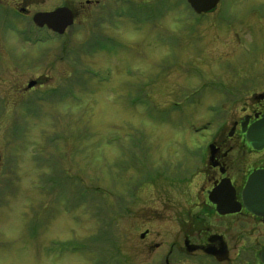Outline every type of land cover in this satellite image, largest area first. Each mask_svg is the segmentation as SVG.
Returning <instances> with one entry per match:
<instances>
[{
    "label": "rangeland",
    "instance_id": "rangeland-1",
    "mask_svg": "<svg viewBox=\"0 0 264 264\" xmlns=\"http://www.w3.org/2000/svg\"><path fill=\"white\" fill-rule=\"evenodd\" d=\"M63 1L1 3L0 264H159L203 199L194 154L264 89V0H102L38 31Z\"/></svg>",
    "mask_w": 264,
    "mask_h": 264
},
{
    "label": "flooded vegetation",
    "instance_id": "flooded-vegetation-1",
    "mask_svg": "<svg viewBox=\"0 0 264 264\" xmlns=\"http://www.w3.org/2000/svg\"><path fill=\"white\" fill-rule=\"evenodd\" d=\"M101 1L66 0L53 10L34 13L32 22L36 26L34 16L37 13L67 8L72 13L73 24L65 34L79 21L94 19L100 25L108 17V12L100 15ZM2 2L0 0V10ZM17 9L20 15L28 17L30 14L26 7ZM112 17L110 12L109 19ZM29 27L35 30L37 26ZM37 30L59 36L47 26L37 27ZM263 118L264 89L244 101L242 113L231 122L226 135L213 132L204 147L198 149L200 152L194 154L199 164L196 165L192 182L197 180L202 186L203 199L188 200L185 206L180 207L181 213L176 215L179 225L177 239L146 245L151 251L166 249L159 264H264V212L256 214L249 210L243 196L250 174L264 170V145L261 146V138L251 141L248 137L252 126ZM219 187L223 190L222 198H227L224 205L222 200L223 210L219 209L218 202L210 199V193ZM218 198L219 195H216L215 199ZM235 207L233 211L225 210ZM143 233L145 235L142 237ZM143 233L141 239L150 232L146 230Z\"/></svg>",
    "mask_w": 264,
    "mask_h": 264
},
{
    "label": "water",
    "instance_id": "water-1",
    "mask_svg": "<svg viewBox=\"0 0 264 264\" xmlns=\"http://www.w3.org/2000/svg\"><path fill=\"white\" fill-rule=\"evenodd\" d=\"M219 2L220 0H188L191 8L197 14L212 11L218 6ZM34 21L38 26H44L45 24H47L53 30L64 33L67 26L73 24V16L70 11L68 12L67 8H59L53 12L37 13L34 16ZM34 84V81L30 82L29 87H32ZM248 137L251 141H253V138L260 137L262 142L261 146L264 145V118L260 120L258 124L252 126L248 133ZM216 195H219V200L215 199ZM222 195L223 190L220 187L215 188L210 193V199L219 203L220 210H223L221 207L223 202L222 200H224L223 205L227 200L226 196H224L225 198H222ZM243 196L246 206L249 210L256 214L264 212V170H256L252 174H250L243 191ZM225 210L233 211L236 210V207L234 209ZM144 235L145 233L142 234V237Z\"/></svg>",
    "mask_w": 264,
    "mask_h": 264
}]
</instances>
